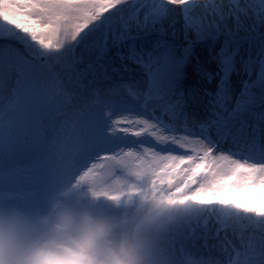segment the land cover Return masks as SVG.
Returning <instances> with one entry per match:
<instances>
[{"label": "snow or ice", "instance_id": "1", "mask_svg": "<svg viewBox=\"0 0 264 264\" xmlns=\"http://www.w3.org/2000/svg\"><path fill=\"white\" fill-rule=\"evenodd\" d=\"M129 157L173 264H264V0H0V205Z\"/></svg>", "mask_w": 264, "mask_h": 264}, {"label": "clouds", "instance_id": "2", "mask_svg": "<svg viewBox=\"0 0 264 264\" xmlns=\"http://www.w3.org/2000/svg\"><path fill=\"white\" fill-rule=\"evenodd\" d=\"M171 220L170 215L157 219L137 211L116 216L56 200L46 216L0 205V264H155V233ZM37 225L59 231L74 226V246L68 251H58L38 243Z\"/></svg>", "mask_w": 264, "mask_h": 264}, {"label": "rangeland", "instance_id": "3", "mask_svg": "<svg viewBox=\"0 0 264 264\" xmlns=\"http://www.w3.org/2000/svg\"><path fill=\"white\" fill-rule=\"evenodd\" d=\"M61 192L64 195H58ZM153 195H155L156 200L163 201V191L159 188H153L151 177L141 175L135 160L129 157L124 161L115 163V165L112 160L97 161L95 166H92L91 172L85 168L79 169L75 172V175L72 174L68 177L63 186H53L43 203L48 200V207L51 210L52 201L56 200L64 205L86 206L94 212L120 216L126 206L131 205L133 209L144 198ZM113 196H117V198H113ZM224 196L226 199L240 200L244 203L255 199V196H250L245 189L227 192ZM34 208L25 211L30 214L44 216L47 210L36 212L38 213L36 214L32 213ZM171 211L172 207H165V216L170 215ZM183 218L174 220V222L171 220L163 229L156 231L155 236L161 235L167 238V244L162 251L167 252L170 249V233L181 223ZM74 233V226L64 231L55 230L51 226L41 227L37 225L36 228L38 243L53 246L58 251H68L74 246L72 240ZM164 264L172 263L166 261Z\"/></svg>", "mask_w": 264, "mask_h": 264}, {"label": "bare ground", "instance_id": "4", "mask_svg": "<svg viewBox=\"0 0 264 264\" xmlns=\"http://www.w3.org/2000/svg\"><path fill=\"white\" fill-rule=\"evenodd\" d=\"M93 166H95V164ZM74 175H75V173H74ZM67 179H68V177L61 179L54 186H59V187L63 186ZM152 203H154V204H152ZM157 204H166V203H164V201H161L160 199L156 200L155 195H153L152 197L148 196L147 198H144V200H142L140 203H138L136 205V207L133 209L131 208V205L126 206L121 215H127L133 211H137V212H146L150 215L155 216L157 219H160V218L165 216V207H156L155 205H157ZM141 205H143L144 207L141 208L140 207ZM48 206H49V204H48V200H47L42 205L38 206L37 208H34V210H32V213L42 212L43 210L47 209L45 211V215H44V216H46L51 211V208H49ZM187 212H188V210L185 208H181L179 206L172 207V211L170 214V216L172 217V221L174 222V220H180L181 217H185ZM36 214H38V213H36ZM166 244H167V238H164L161 235L155 236V240H154V244H153V259H154L155 263L164 264L166 261H169L173 264V255H172L171 250L168 249L167 252L162 251V249L165 248Z\"/></svg>", "mask_w": 264, "mask_h": 264}]
</instances>
